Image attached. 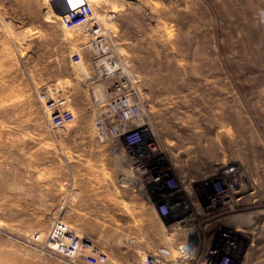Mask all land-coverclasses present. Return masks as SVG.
Here are the masks:
<instances>
[{"label":"rangeland","instance_id":"374dc122","mask_svg":"<svg viewBox=\"0 0 264 264\" xmlns=\"http://www.w3.org/2000/svg\"><path fill=\"white\" fill-rule=\"evenodd\" d=\"M90 2L99 35L91 24L65 29L63 0H0V264H68L43 246L69 212L71 175L124 161L107 156L125 154L122 141H104L97 130L115 82L100 73L99 37L145 111L158 148L152 163L172 168L176 195L194 215L170 229L160 219L172 260L184 249L187 264H202L225 233L236 245L230 264H264V0ZM52 96L76 117L58 129L46 111ZM127 174L128 196H148L131 165ZM219 179L237 187L232 210L207 201ZM63 221L111 263L109 250L154 246L139 236L141 222L104 239L107 223L78 222L79 230Z\"/></svg>","mask_w":264,"mask_h":264},{"label":"built area","instance_id":"2783aa9c","mask_svg":"<svg viewBox=\"0 0 264 264\" xmlns=\"http://www.w3.org/2000/svg\"><path fill=\"white\" fill-rule=\"evenodd\" d=\"M71 4L72 2L68 0ZM65 29L72 30L77 27L91 24L92 34L99 35L100 28L94 22V9L90 0H77L76 4L66 13L59 16ZM98 38V36H97ZM95 40L99 55L100 73L105 79L114 78L112 89V101L109 111L97 119L96 125L99 137L106 140L122 141L125 146V156L132 166L135 176L144 186L149 185L148 196L157 206L159 216L168 224V228L185 226L194 220V215L188 211L187 205L176 195L181 187L174 176L171 167H160L152 163L153 153L158 151L151 127L149 126L145 111L141 102L134 94L131 82L121 74L114 60L106 55L102 39ZM102 54H105L102 56ZM79 55L75 59L79 60ZM49 124L53 129L66 126L75 120V112L66 105V102L52 96L46 102ZM234 171V167L225 169V172ZM212 193L206 198L209 205L228 206L233 209L238 190L236 186L227 187L225 181L217 180L211 185ZM204 215L210 213V209H203ZM194 228H189L188 233ZM219 242H213L202 264H230L233 252L236 249L235 241L225 233H220ZM43 249L49 254H54L67 261L68 264H110L109 255L103 250L97 249L93 243L78 236L63 220L57 219L45 241ZM182 255L175 260L168 259L164 254H147L141 264H187Z\"/></svg>","mask_w":264,"mask_h":264},{"label":"crops","instance_id":"0c3cea01","mask_svg":"<svg viewBox=\"0 0 264 264\" xmlns=\"http://www.w3.org/2000/svg\"><path fill=\"white\" fill-rule=\"evenodd\" d=\"M94 157L97 153H93ZM110 158H120L118 165L113 161L103 167L108 172L96 174L93 172L79 171L71 175L72 182L70 199L66 206L69 212L62 216L73 227L79 229L78 222H102L107 227L103 230L102 238H120L125 235L126 223H143L139 236L149 237L154 243L153 248L140 246L131 251L109 250L112 258L110 264H141L144 254H164L168 259H172V245L168 246V237L157 211V206L147 195H129L127 193V182H131V177L127 174L128 163L126 156L107 152ZM55 157H59L56 156ZM82 163V162H80ZM125 167L121 168L120 164ZM86 164V163H85ZM58 165V164H57ZM56 168V164L54 166ZM182 178V177H181ZM180 178V179H181ZM179 180V177H178ZM56 181V178H54ZM60 181L61 180H58ZM181 182V180H180ZM229 224L234 222V216H229ZM187 234L193 235V231ZM156 237L154 242L152 238ZM172 244V242H170ZM106 245L105 241L101 243ZM110 244V242H109Z\"/></svg>","mask_w":264,"mask_h":264},{"label":"water","instance_id":"95a60500","mask_svg":"<svg viewBox=\"0 0 264 264\" xmlns=\"http://www.w3.org/2000/svg\"><path fill=\"white\" fill-rule=\"evenodd\" d=\"M76 2H77V0H76ZM76 4V3H75ZM74 4V5H75ZM72 3L70 4L69 2H68V0H63V3H62V5H61V8L59 9V10H57V14L58 15H62V14H64V13H66L71 7H73L74 6ZM199 239V236H198V234L197 233H194L193 235H191V241L192 242H197V240Z\"/></svg>","mask_w":264,"mask_h":264}]
</instances>
